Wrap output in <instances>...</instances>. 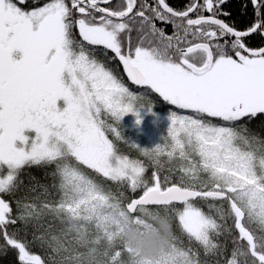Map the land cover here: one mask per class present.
Here are the masks:
<instances>
[{
  "label": "snow or ice",
  "instance_id": "snow-or-ice-1",
  "mask_svg": "<svg viewBox=\"0 0 264 264\" xmlns=\"http://www.w3.org/2000/svg\"><path fill=\"white\" fill-rule=\"evenodd\" d=\"M239 9L0 0V264H264V0ZM155 102L167 135L129 141ZM162 214L145 256L126 230Z\"/></svg>",
  "mask_w": 264,
  "mask_h": 264
},
{
  "label": "rangeland",
  "instance_id": "rangeland-1",
  "mask_svg": "<svg viewBox=\"0 0 264 264\" xmlns=\"http://www.w3.org/2000/svg\"><path fill=\"white\" fill-rule=\"evenodd\" d=\"M141 117L137 122V115L134 112L126 113L120 122L123 135L132 142L142 147H152L162 142L167 135L171 124L170 115L172 110L164 109L154 103L149 110L148 105L138 108Z\"/></svg>",
  "mask_w": 264,
  "mask_h": 264
},
{
  "label": "clouds",
  "instance_id": "clouds-1",
  "mask_svg": "<svg viewBox=\"0 0 264 264\" xmlns=\"http://www.w3.org/2000/svg\"><path fill=\"white\" fill-rule=\"evenodd\" d=\"M125 235L138 252L151 256L164 249L174 235V226L172 220L162 214L143 235L135 226L128 227Z\"/></svg>",
  "mask_w": 264,
  "mask_h": 264
},
{
  "label": "trees",
  "instance_id": "trees-1",
  "mask_svg": "<svg viewBox=\"0 0 264 264\" xmlns=\"http://www.w3.org/2000/svg\"><path fill=\"white\" fill-rule=\"evenodd\" d=\"M38 3H42L43 0H37ZM228 3L231 6V10L233 13L237 14V18H240V9L239 5L242 3V0H228Z\"/></svg>",
  "mask_w": 264,
  "mask_h": 264
},
{
  "label": "flooded vegetation",
  "instance_id": "flooded-vegetation-1",
  "mask_svg": "<svg viewBox=\"0 0 264 264\" xmlns=\"http://www.w3.org/2000/svg\"><path fill=\"white\" fill-rule=\"evenodd\" d=\"M129 85H130V87H133V88L136 87L135 85H132L131 82H129ZM155 103H157V104L160 105V106H161V105H164V106L166 105L167 107H170L169 105H167V104H165V103H162V102H155ZM170 108H171V107H170ZM168 110H170V109H168ZM171 110H172V108H171Z\"/></svg>",
  "mask_w": 264,
  "mask_h": 264
}]
</instances>
